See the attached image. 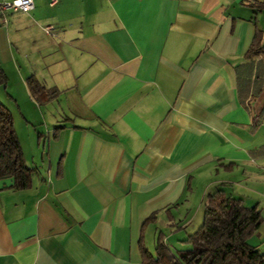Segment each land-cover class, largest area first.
<instances>
[{
	"label": "crops",
	"instance_id": "1",
	"mask_svg": "<svg viewBox=\"0 0 264 264\" xmlns=\"http://www.w3.org/2000/svg\"><path fill=\"white\" fill-rule=\"evenodd\" d=\"M256 2L33 0L0 15V103L34 170L28 189L0 180V264H142L158 238L187 250L216 189L261 211L248 243L264 253L261 57L244 59L264 37ZM30 77L58 95L38 103Z\"/></svg>",
	"mask_w": 264,
	"mask_h": 264
},
{
	"label": "trees",
	"instance_id": "2",
	"mask_svg": "<svg viewBox=\"0 0 264 264\" xmlns=\"http://www.w3.org/2000/svg\"><path fill=\"white\" fill-rule=\"evenodd\" d=\"M253 8L264 11V2L254 3ZM261 33L256 31L244 54V59L250 63L264 55ZM238 80L241 83L239 74ZM6 84L7 77L0 66V86ZM26 86L38 103L58 95L56 89L45 88L34 77L26 80ZM225 167L231 168L232 164ZM33 172L24 163L12 114L0 103V180L10 179L11 187L16 190L28 189ZM261 223L259 209L246 207L239 198L216 189L205 197L200 227L184 240L189 248L172 252L158 238L154 255L140 247L142 264H264V253L248 243Z\"/></svg>",
	"mask_w": 264,
	"mask_h": 264
},
{
	"label": "rangeland",
	"instance_id": "3",
	"mask_svg": "<svg viewBox=\"0 0 264 264\" xmlns=\"http://www.w3.org/2000/svg\"><path fill=\"white\" fill-rule=\"evenodd\" d=\"M0 24H1V26H0V62H1V66L4 69H7V67H8L7 59L9 60V57H8L9 56V53H8L9 43H7L6 35H5V31H4V30H6L5 28H6L7 23L4 22L3 20H1ZM258 25H259L258 29L264 32V17L261 18ZM261 38L263 41L264 37H263L262 33H261ZM259 66H260V68H259L258 75H257L258 76V83L257 84L259 85V88H261L263 91V94L259 97L260 102L263 103L264 102V55L259 60ZM7 92H9L7 86L6 87L0 86V98L1 99L6 97ZM2 100L4 101L5 104L8 103L4 99H2ZM254 100H257V99L255 98ZM253 102L251 103V105L253 104Z\"/></svg>",
	"mask_w": 264,
	"mask_h": 264
},
{
	"label": "built area",
	"instance_id": "4",
	"mask_svg": "<svg viewBox=\"0 0 264 264\" xmlns=\"http://www.w3.org/2000/svg\"><path fill=\"white\" fill-rule=\"evenodd\" d=\"M60 0H48L50 8L55 7ZM34 9L33 0H0V15L4 17L6 14L30 13ZM53 30L52 26L44 28L45 33L49 34Z\"/></svg>",
	"mask_w": 264,
	"mask_h": 264
}]
</instances>
